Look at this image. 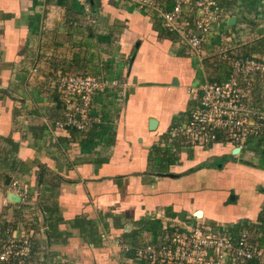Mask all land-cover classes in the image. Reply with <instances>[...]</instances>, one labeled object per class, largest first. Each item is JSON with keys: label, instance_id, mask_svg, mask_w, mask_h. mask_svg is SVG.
<instances>
[{"label": "crops", "instance_id": "0c3cea01", "mask_svg": "<svg viewBox=\"0 0 264 264\" xmlns=\"http://www.w3.org/2000/svg\"><path fill=\"white\" fill-rule=\"evenodd\" d=\"M219 2L226 16L200 58L130 0H0V213L13 234L33 231V264H139L121 245L153 238L160 221L151 216L163 209L234 235L264 230L261 142L234 154L170 139L200 97L190 91L226 76L219 49L244 37L246 55L264 62V0ZM87 9L96 24L84 22ZM77 75L120 81L127 95L99 96L101 124L90 132L55 131V81ZM250 99L264 107V73ZM14 180L28 189L24 204L8 190ZM78 219L98 222L103 245L88 243ZM49 220L59 222L54 238Z\"/></svg>", "mask_w": 264, "mask_h": 264}, {"label": "built area", "instance_id": "2783aa9c", "mask_svg": "<svg viewBox=\"0 0 264 264\" xmlns=\"http://www.w3.org/2000/svg\"><path fill=\"white\" fill-rule=\"evenodd\" d=\"M130 1L141 10L156 12L163 28L178 39V44L200 58L204 57L208 38L214 34L219 36L217 30L226 16L219 0H169L172 4L169 11L157 0ZM84 22L96 24L90 9L86 10ZM246 45L243 37L237 45L219 49L218 55L227 65L226 76L219 82H207L197 91H190L199 93L200 97L187 122L170 131L172 141L196 151L220 145L242 150L250 142L264 143V107L250 105L255 79L264 73V62L248 57L243 49ZM54 87L62 105L60 118L54 123L55 131L88 133L101 124L96 114L99 96L119 89L120 97L127 95L126 86L120 81L92 75L60 76ZM8 190L17 195L16 204L26 202L28 189L20 182L14 180ZM155 219L160 225L153 238L143 237L138 243L126 241L121 245L129 261L139 264H264V244L259 242L264 240L263 229L254 235L251 228H243L234 235L223 227L201 224L197 217L195 223L182 222L165 209L151 216V220ZM5 224L0 213V264H33L37 256L33 231L28 236L16 230L13 234V226L5 227Z\"/></svg>", "mask_w": 264, "mask_h": 264}, {"label": "trees", "instance_id": "16d2710c", "mask_svg": "<svg viewBox=\"0 0 264 264\" xmlns=\"http://www.w3.org/2000/svg\"><path fill=\"white\" fill-rule=\"evenodd\" d=\"M45 211L49 214V210H47V207H44ZM51 218V216H50ZM103 219V216H102ZM101 219V220H102ZM80 219L76 220L74 226L77 229L81 230L82 235L84 236V238L88 239V243L94 246H99V245H103V239L101 238V236H99L98 234V222L97 221H83V222H79ZM59 222L58 221H48V227H49V231H50V237L54 238L57 236L58 234V226ZM263 228V227H262ZM88 233V237H85V234ZM136 233H134L132 236H134ZM138 243V242H137ZM249 264H258V263H254V262H250Z\"/></svg>", "mask_w": 264, "mask_h": 264}, {"label": "water", "instance_id": "95a60500", "mask_svg": "<svg viewBox=\"0 0 264 264\" xmlns=\"http://www.w3.org/2000/svg\"><path fill=\"white\" fill-rule=\"evenodd\" d=\"M239 151H241V149L237 148L234 152V154H236V152L238 153ZM200 215V214H199ZM198 215V216H199ZM42 218L44 219V227H46V223H47V219H48V215L46 213L42 214Z\"/></svg>", "mask_w": 264, "mask_h": 264}, {"label": "rangeland", "instance_id": "374dc122", "mask_svg": "<svg viewBox=\"0 0 264 264\" xmlns=\"http://www.w3.org/2000/svg\"><path fill=\"white\" fill-rule=\"evenodd\" d=\"M245 47H246V46H245ZM245 47H243V49H246ZM259 144H260V146H262V145L264 146V143H259ZM256 145H257V144H256ZM255 150H256V149H254V148H250V149H248L249 152H255ZM262 152H264V149H263Z\"/></svg>", "mask_w": 264, "mask_h": 264}]
</instances>
